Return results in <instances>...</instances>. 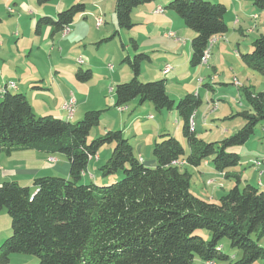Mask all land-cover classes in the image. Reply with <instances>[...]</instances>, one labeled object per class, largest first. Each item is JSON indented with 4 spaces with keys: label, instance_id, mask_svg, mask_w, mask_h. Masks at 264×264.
<instances>
[{
    "label": "trees",
    "instance_id": "1",
    "mask_svg": "<svg viewBox=\"0 0 264 264\" xmlns=\"http://www.w3.org/2000/svg\"><path fill=\"white\" fill-rule=\"evenodd\" d=\"M36 1L44 6L52 0ZM86 1L60 11L56 19L39 18L36 32L41 34L49 26L55 33H63L85 15ZM157 1L116 0L119 29L132 31L137 26L134 11ZM253 5L264 12V0H254ZM164 10L176 13L196 34L191 41L192 67L202 64L211 40L229 31L225 22L228 9L223 3L173 0ZM254 16L259 19L254 14L251 20ZM131 45L138 51L133 38ZM239 57L244 66L264 77V35L252 43L250 51H239ZM150 62L151 56L144 52L127 56L122 64L129 67L132 78L113 90L118 110H126L138 100L141 106L151 103L157 113L176 111L181 118L189 151L174 135L164 132L153 146L155 167L145 166L136 157L121 130L108 131L89 142L102 111H87L74 123L52 115L37 117L25 94L12 93L7 85L0 88L4 90L0 93V153L35 150L61 154L70 163L69 179L46 176L36 178L32 186L16 181L0 185V211L5 210L12 221V234L0 246V264H9L19 254L36 256L38 264H194L196 257L205 263L264 264L260 245L264 239V191L242 180L238 153L264 123V93L242 90L249 105L247 111L237 114L243 118L242 128L222 141L206 142L190 126L202 105L200 95L190 93L176 102L168 95L166 80L143 81L142 67ZM76 77L86 83L93 72L79 68ZM109 146L114 149L100 167V175L106 178L122 172L124 178L101 186L90 176L91 183L82 184L91 159ZM205 162L226 180H235L217 202L193 194V176L183 169L186 165L198 169ZM258 162L261 166L264 158L254 165ZM199 230L208 231L210 240L197 235ZM224 241L241 253L239 259L223 252Z\"/></svg>",
    "mask_w": 264,
    "mask_h": 264
},
{
    "label": "rangeland",
    "instance_id": "2",
    "mask_svg": "<svg viewBox=\"0 0 264 264\" xmlns=\"http://www.w3.org/2000/svg\"><path fill=\"white\" fill-rule=\"evenodd\" d=\"M82 0H52L44 6H39L37 1H33V5L37 9H42L43 11L47 8V14L37 15L32 12H28L29 15L25 16L24 20H32L33 23V32H35V28L37 25V21L39 18L48 16L56 19L59 13V7H65L63 10L68 7L80 3ZM114 4L112 0H88L87 4V19H82L81 16L77 17L72 27L74 31L77 33L85 34L86 36L83 39V42H80L78 48H74V44L70 43V39H68L63 45V52L59 51V43L64 41L65 38L70 34L69 31L67 34H56L57 41L54 43H58L56 49L52 52V43L53 37L48 34V30L52 31V27H45L44 30H47V61L45 54H34L36 55V67L31 65L27 60H21V62L16 63V66H20L21 70H25L28 68H32L33 70H39L41 73H44V70L52 69V67L59 66V59L62 57V64L70 63L74 68V74L72 75H59L55 74L53 70V74H50L47 71V87H44V91L42 90H34V84L30 85V90L28 92L19 91V90H11L12 93H27V98L32 102V105L36 111L37 117H43V114H39L41 112L47 111L46 115H56L51 110L53 107L57 108L59 105V101L62 97L61 95V86L67 85L69 91H71V87L74 88L75 91H78L79 95L76 94L78 99H87L88 107L93 108L91 110H87L88 108L82 107V111L84 114L87 111H102L100 124L99 126L93 128L92 133L89 137V142L91 143L96 138L103 136L106 132V129H112V131H117L119 129H124V127L129 129L131 127L130 122L134 120L135 133L139 132V130L143 131L144 135H148V137H144L146 141L142 143V148L144 154H146L145 159L148 155V151L151 156H153V149H151L153 138H159L158 123L166 124L168 116L172 113V116L169 117L168 121V131L174 135L178 134V140H185L180 135L179 130L182 127V120L178 116L176 111H167L163 110L161 113H157L153 107V105L149 102L145 103L143 106L138 105L139 101H134L129 107L128 110H124L125 112H118L113 104L114 98V90H111V87L117 85L118 82H128L132 78V73L129 72V67L127 65L122 64L123 60L129 55L131 58L134 57L136 53H143L142 51H135L134 47L131 45V40L133 36L129 35L127 30H121L118 27V23L116 20V15L114 12L116 0H114ZM170 1L173 0H158L156 3H151L146 6H151L155 4H160L163 6H167ZM211 2H219L216 0H206ZM225 1V0H223ZM230 1V0H226ZM235 1V2H234ZM232 2L227 3V15L225 17V22L229 27V31L223 37H216L217 41L211 46L209 45V58L207 64H201L199 67H192L187 61L188 52L190 49V43L188 46L183 47L182 53L184 54V58L182 61L180 59H175V70L171 71L168 74H164L165 66L162 62L163 58H159L158 56L153 57V61L155 65L162 64L160 66L159 73L162 75L163 79L166 80L167 83V92L171 99L179 102L180 99H183L185 95L191 94H199L202 100L201 107L196 111L195 118L192 119L195 122V127L197 128L198 135L200 138L206 142H219L222 141L238 130H240L243 126V118L241 116H237L238 113H242L249 109V105L245 100L244 95L242 94V90L251 89L256 93H264V77L259 73L248 69L243 65L240 57L237 54V50L239 49L237 43L241 44V52L246 53L250 51L252 43L260 37V35H264V17L261 19H257L254 16L251 20V15L254 14L260 15L263 12L256 9L253 5L254 0H234ZM52 4V5H50ZM27 5L30 6L29 1H27ZM169 11V10H168ZM172 12V11H171ZM95 13H101L96 15ZM165 13V12H164ZM155 14H159L156 13ZM161 15V14H160ZM83 16V15H82ZM99 17L103 19L104 25L101 28L97 27V20ZM6 19H12L11 17H7ZM17 20V17L12 19V21ZM114 20V21H113ZM239 21V24H238ZM77 22H82L79 25H75ZM151 25V24H150ZM9 33V38L12 39V50L7 51V61L9 63L5 64V68L11 69V60H14L11 57V53H16V44L19 42L18 37L15 36L18 33L17 25L9 27L6 25ZM152 26H148L146 29L149 31ZM14 28V30H13ZM25 28V26H24ZM71 28V27H70ZM157 29L159 27L157 26ZM190 30V29H189ZM118 32V33H116ZM190 32H192L190 30ZM46 33V31H45ZM45 33L43 38H45ZM142 35H145L142 33ZM196 35V34H195ZM22 37V34H21ZM106 38V39H105ZM113 38V39H112ZM189 36L186 34V37L182 35L181 40H190ZM42 39V41L44 40ZM112 39V40H111ZM154 39L155 44H157V39ZM149 40V39H148ZM139 43V42H138ZM150 44L154 47V49H159L162 47L156 46L152 40ZM154 44V45H153ZM20 45H18L19 47ZM151 46V47H152ZM148 46L144 45V48ZM162 50V49H160ZM74 51L76 56H74ZM169 51V50H165ZM163 55V54H162ZM11 58H10V57ZM27 56V55H25ZM164 56V55H163ZM3 60L5 58H2ZM79 59L83 60V65H79L76 63ZM1 62V61H0ZM92 62L94 66L97 67L95 70V74L92 79L86 83L80 82L76 77V72L79 68H82L83 71L88 69L86 68L87 64ZM2 64V62H1ZM151 64H145L143 67V72L141 74L142 78L150 77L152 75V68L148 67ZM172 66V65H171ZM112 67L113 70H109ZM173 67V66H172ZM4 68V67H3ZM157 68H159L157 66ZM162 70V71H161ZM194 73L192 74V71ZM185 73L183 74V72ZM186 71H190L191 77L188 79L186 75ZM101 73V74H98ZM158 73V70H157ZM156 73V74H157ZM104 74V75H103ZM131 74V76H130ZM158 75V74H157ZM104 77V78H100ZM103 79V80H101ZM116 80L113 82V80ZM162 80V79H160ZM10 81V80H9ZM156 81V80H154ZM202 81H205V84H212L213 90H208L206 87L202 86ZM234 81V82H233ZM75 82L78 85V88L72 83ZM211 82V83H210ZM230 82V83H229ZM10 83V82H9ZM221 83H225L226 85H222ZM235 85H234V84ZM14 84V83H13ZM42 84L43 83H39ZM81 84V85H80ZM17 85V84H16ZM38 85V83H37ZM82 86V88H81ZM3 87V86H2ZM249 89V90H250ZM240 90V91H239ZM240 92V93H239ZM70 93V92H69ZM74 97V96H73ZM75 98V97H74ZM1 99V97H0ZM80 104V103H79ZM81 106V105H79ZM51 109V110H50ZM77 110V106H76ZM75 110V112H76ZM66 112V111H64ZM131 112H135V115L130 117ZM59 113L58 111L56 112ZM165 114V119L161 116V114ZM62 114V111L61 113ZM63 115V114H62ZM152 115L153 119H149V116ZM235 115V116H234ZM71 117L73 115H70ZM84 116V115H83ZM81 117V119L83 118ZM230 116H234L229 119ZM57 117V116H55ZM66 119V118H65ZM206 119V120H205ZM206 121V124L204 123ZM79 121L77 119L75 122ZM178 121V122H176ZM126 123V124H125ZM122 125V126H120ZM125 125V126H124ZM161 126V125H160ZM192 126V125H191ZM120 127V128H119ZM123 127V128H122ZM163 127V126H162ZM195 130V128H194ZM132 134V137L133 135ZM148 143V147L146 145ZM186 145V143H185ZM105 148V147H104ZM186 151L188 152V147L186 145ZM146 152V153H145ZM238 153L241 157L242 169L243 172V180L249 181V183L253 182L254 185L257 184L258 180L264 181V163L260 166L258 162L257 165H254L255 161H261L264 158V123L258 126L255 135L251 138L244 146H242ZM143 154V155H144ZM94 159V158H93ZM92 160V159H91ZM259 166V167H258ZM187 168L188 171L191 170L193 173L192 178V186L191 191L196 196L212 201L217 202L221 196L228 193V191L235 185V180H226L224 177L218 176L212 172V167L205 168L204 163L202 164V174L200 175L197 170H194L191 167L183 166V169ZM94 169L93 164L89 163L88 170L92 171ZM190 172V171H189ZM103 180H108L107 183L100 182L101 186H109L114 183L121 181L124 178L122 172L112 175L110 177H101ZM251 179H255L254 181ZM92 180H85L84 178L81 180L82 184L91 183ZM213 181V182H211ZM258 188V184L256 185ZM263 190L262 188H260ZM264 191V190H263ZM11 224L12 221L8 216L5 210L0 211V246L4 243L6 239H8L11 234ZM197 235L203 237L205 241H209V233L206 230H199L196 232ZM260 245L264 247V239L260 242ZM223 252L230 255L231 257H235V260L241 257V253L238 251H233L229 245L228 241L223 242ZM39 259L36 256L32 255H14L11 258L9 264H38ZM194 264H224L221 262L215 263H205L201 261L198 257H196ZM256 264H261V262H257Z\"/></svg>",
    "mask_w": 264,
    "mask_h": 264
},
{
    "label": "crops",
    "instance_id": "3",
    "mask_svg": "<svg viewBox=\"0 0 264 264\" xmlns=\"http://www.w3.org/2000/svg\"><path fill=\"white\" fill-rule=\"evenodd\" d=\"M27 1H29L30 6L27 5ZM33 1L34 0H0V61L2 62V64L0 62V88H4L6 85H8L10 83H14L15 85L17 84L16 89H9L10 91L11 90H19V91L25 90L26 92H28V90H30V85L36 83V84H34V87H33L34 90L44 91L45 90L44 87L45 86L47 87V85H46L47 84V71L50 74H53V70H54V73L59 74V75H72V74H74V70H73L74 68L72 67V65H69L70 63H64L63 62V64H62L61 61L63 60L64 57L59 59V61H60L59 66L52 67V69L49 68V70L46 69L43 71L44 73H41L39 70H33L32 68L21 70L20 66L15 65L16 63L21 62V60L23 59L26 61L28 60L31 65L36 67L35 57L37 54H40V53L45 54L46 61H47V30H44V28H43L41 34H38L36 32V28H35V32H36V34H35L33 32L34 21H32V20L25 21L24 20L25 16L29 15L28 12H32V13H35L37 15L47 14V12H48L47 8L44 11L42 9H40V10L37 9L33 5ZM216 1H219L218 3H223L227 6V3L232 2L234 0H230V1L216 0ZM112 2L114 4L115 1L112 0ZM50 5H52V4H50ZM158 7H162L165 9V6L160 5V4H155V5H151V6L144 5L143 7L136 9L134 11L133 21L137 26L132 31H128L129 35L133 36L131 38H133L137 42H139L138 43L140 45V48L138 47L139 51L147 53L151 56V62H150L151 65L148 67L152 68V70H151L152 75H150V77L143 78V81H154V80H160V79L163 80L162 75L159 73L160 66L162 64L155 65L154 62L152 63L153 57L158 56L159 58H163L162 62L164 63V66L167 64H170L173 66V70H175L176 69L175 68V63H176L175 59H180L182 61V59L184 58V54L182 53V50H183V47L188 46V43H190V49H189L188 56H187L188 63H189V60L191 59V56H192L191 41L195 37L194 32H190V30L187 27H185L183 20L174 12L165 10V13H163L161 15L155 14V10ZM64 8L65 7L60 6L59 10L62 11ZM95 14L99 15L101 13H95ZM258 16H259V19L263 18L264 12ZM7 17H9V18L11 17L12 19L17 17V20L12 21V19H6ZM81 17H82V19H87V13H85V15H83ZM95 19H96V17H95ZM100 19L101 18L98 17L96 19L97 22ZM80 23H82V22H77L75 25H79ZM238 24H239V21H238ZM6 25L9 27L17 25V28H15V29L18 30L17 31L18 33H16L15 36L18 37V41H19L16 44L17 52L11 53V57L14 60H11V69H8V70H6L7 68H5V64L9 63L7 61V59H8L7 58V51L12 50V39L9 38V36H8L11 31L8 30ZM24 26H25V28H24ZM148 26H152L151 27L152 29H150L149 31H147V29H146ZM157 26L159 27V29H157ZM101 27H98V28H101ZM74 28L71 26L70 34L67 36V38H65L64 41L59 43V46H60L59 51L60 52L61 51L63 52V45L65 44V42L68 39L71 40L70 43L74 44V48H78L77 44H79L80 42H83V39L86 35L77 33L76 32L77 29L74 31L73 30ZM13 30H14V28H13ZM45 31H46V33H45ZM49 32L53 37V43H52V48H51V50L53 52L56 49V46L58 45V43H54L55 41H57L56 34H61V33H55L53 29H52V31H50V29H49L48 34H49ZM44 33H45L46 40L43 38ZM142 33H144L145 35H142ZM169 33H174L176 35V37L175 38L169 37L168 36ZM21 34H22V37H21ZM186 34L189 36L188 39H190V40H184L183 39V42H182L181 37H182V35L184 37H186ZM153 37H155L157 39V42H156L157 44H155L154 39H151ZM42 39H44V40L42 41ZM151 40L156 46H159L162 48L154 49V47L150 44ZM239 42L237 43V46L240 49L241 44ZM18 45H20V46L18 47ZM144 45H146L148 47L144 48ZM160 49H162V50H160ZM239 49L237 50L238 56H239V51H241ZM165 50H169V51H165ZM34 54H36V55L33 56ZM25 55H27V56H25ZM74 56H76L75 51H74ZM2 58H5V59L3 60ZM76 63H79V62L76 61ZM157 66L159 68H157ZM143 67H142V72H143ZM86 68L91 69L93 72V75L95 74V70H97V67L94 66L92 64V62L88 63ZM157 70H158V73H157ZM191 71L193 74L194 70H191ZM184 73H185V71L183 72V74ZM98 74H101V73H98ZM186 75H187V78L189 79L191 77L190 71H189V73H188V71H186ZM130 76H131V74H130ZM100 78H104V77H100ZM101 80H103V79H101ZM114 81H116V80L114 79L113 82ZM37 83H38V85H37ZM39 83H43V85L39 84ZM72 83L76 86V88H78L79 84H76L75 82H72ZM119 83H122V81L118 82L117 84H119ZM221 84L226 85L225 83H221ZM201 85L206 87V89H208V90L214 89L212 84H208V83L205 84V81H202ZM60 86L62 88L61 89L62 97L59 101V105L57 108L53 107V110H51V109L50 110L54 114H56V115H54V116H57L56 118H60L63 120H69L73 123L77 119L81 120V117L84 115V113L81 112L82 107H84V105H85V108L90 107L87 105V99H78L76 97V94L79 95V93H78V91H75L73 87H71V91H69V88L67 87V85H60ZM81 88H82V86H81ZM111 90L113 91V87H111ZM26 92H25V95H27ZM0 97H1V95H0ZM71 98H74L76 100L75 110H76V106H77V110H76V112L74 110L72 117L70 116V113L68 111L63 109V105L65 103L69 102ZM112 100H113L112 101L113 104H115V98H113ZM29 102H30L34 112L36 113V111L32 105V102L30 100H29ZM79 105H81V106H79ZM91 109H93V108H90V109L88 108L87 110H91ZM116 110L118 112H122V113L125 112V111H119L118 109H116ZM57 111L59 113H61V111H62L63 115L59 114V113L57 114L56 113ZM64 111H66V112H64ZM39 114L46 115V114H48V112L45 111V112H41ZM134 115H135V112H131L130 117H132ZM161 116L163 117V119H165L166 115L163 113V114H161ZM170 116H172V113L168 116V119L166 120L167 121L166 124H159L158 123L159 127L157 130V133H159V138H160V135L164 132L170 133L168 131L169 129L167 127ZM149 119L152 120L153 116L150 115ZM205 120H204V123L206 124ZM176 122H178V121H176ZM134 123H135L134 120L130 122L131 127L129 129H127V127L126 128L124 127V129H119V130H121L124 133V135L130 140V143L134 148V153H135L136 157L141 158L143 160V163L145 166L155 167L156 166L155 160H154L153 156L150 155L149 151L147 152L148 155L145 159L146 154H144L143 150H141V148L143 147L142 143L144 141H146V139L144 137H148V135H144L143 131H141V130H139V132L134 134V132H135ZM120 126H122V125H120ZM108 131H112V129H106L105 130V132H108ZM195 131L197 132V128H195ZM179 132H180L179 134L181 135L182 134L181 130H179ZM132 134H134L133 137H132ZM175 136L177 138L178 134ZM159 138L158 139H156L155 137L153 138V142L151 143L152 146H154V143L157 140H159ZM177 139H179V138H177ZM180 142L182 144H185V142H182V140H180ZM146 145L148 147V143H146ZM185 148H186V145H185ZM113 149H114V146L102 148L99 151L98 156L94 157V159H92L89 162L90 164H93L94 169L92 171H89L87 169V172L83 176V178L85 180H87V179L91 180L90 176H93V178H94L93 181H95V182H98V183L99 182H105V183L108 182V180H103L101 178L99 169L111 157ZM148 149H149V147H148ZM151 149H153V147H151ZM51 158H54L56 161L51 162V160H50ZM88 167H89V165H88ZM204 167L210 168V164L205 162ZM0 168H2L0 170V185L4 182L16 181L20 185H23V186H32L33 181L36 178L46 177V176L47 177L48 176L60 177V178H65V179L70 178V163L65 156H63L61 154L48 155L46 153L35 151V150L17 151V152H13L11 155H6L5 153H0ZM185 170L188 171L187 168H185ZM194 170H197L200 175L202 174V166L200 168L194 169ZM189 171L188 172L191 173L193 176L192 171L191 170H189ZM212 172L215 174H218V176H220V177H223V175L215 172L213 169L209 173L212 174ZM262 175L264 176V173H262ZM241 177L243 180V175H241ZM251 180L254 181L255 179H251ZM211 182H213V181H211ZM247 182L249 183V181H247ZM251 184H255V183L251 182ZM257 184L260 188H262L264 190V181L263 180H258Z\"/></svg>",
    "mask_w": 264,
    "mask_h": 264
},
{
    "label": "built area",
    "instance_id": "4",
    "mask_svg": "<svg viewBox=\"0 0 264 264\" xmlns=\"http://www.w3.org/2000/svg\"><path fill=\"white\" fill-rule=\"evenodd\" d=\"M155 11H157L158 13L159 12H162V10H160V9H156ZM103 24H104V22H103L102 19L98 20V22H97V26L98 27L103 26ZM69 31H70V29H68V31H64L63 34H67ZM169 35H175V34L174 33H169L168 36ZM202 64H207V54H205V56H204V58L202 60ZM109 69L112 70L113 68L110 67ZM172 70H173V67L171 65H166L165 66V70H164L163 73L164 74H168ZM7 86H8L7 88H9V89H16V85L13 84V83L8 84ZM3 91H4L3 89H0V93H3ZM75 105H76V100L74 98H71L69 102H67V103H65L63 105V109L66 110V111H68L70 113V115H73L74 110H75ZM124 110L125 109H119V111H124ZM50 160H51V162H55L56 161L54 158H51ZM1 169L2 168H0V170Z\"/></svg>",
    "mask_w": 264,
    "mask_h": 264
},
{
    "label": "bare ground",
    "instance_id": "5",
    "mask_svg": "<svg viewBox=\"0 0 264 264\" xmlns=\"http://www.w3.org/2000/svg\"><path fill=\"white\" fill-rule=\"evenodd\" d=\"M157 9L162 10V12H159V14H163V13L165 12L164 8H162V7H158ZM155 12L158 13L157 11H155ZM68 29H70V28H66L65 31H68ZM169 37L175 38L176 35H169ZM216 41H217L216 38H214L213 40H211V42H210L211 46H212ZM205 54H207V61H208V58H209V49H208V51H207ZM78 62H79L80 64H83V60H82V59H79ZM191 125H192V126H191L192 129H194V128H195V122H194V120L191 121Z\"/></svg>",
    "mask_w": 264,
    "mask_h": 264
}]
</instances>
